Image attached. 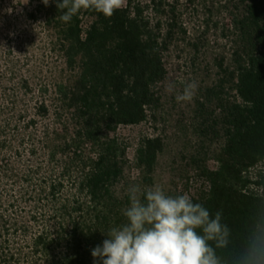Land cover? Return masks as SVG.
Listing matches in <instances>:
<instances>
[{"label":"trees","instance_id":"trees-1","mask_svg":"<svg viewBox=\"0 0 264 264\" xmlns=\"http://www.w3.org/2000/svg\"><path fill=\"white\" fill-rule=\"evenodd\" d=\"M62 11L0 0V264H94L129 204L118 129L156 112L172 48L206 53L211 34L229 46L207 89L221 144L189 196L222 212L227 243H210L221 264H241L264 236V0H125L111 18L81 10L70 23ZM162 148L147 137L136 150L142 189Z\"/></svg>","mask_w":264,"mask_h":264},{"label":"clouds","instance_id":"clouds-1","mask_svg":"<svg viewBox=\"0 0 264 264\" xmlns=\"http://www.w3.org/2000/svg\"><path fill=\"white\" fill-rule=\"evenodd\" d=\"M48 6L50 0H41ZM63 10L61 21L70 23L81 10L94 11L111 18L125 0H52ZM177 97L192 102L196 81L179 82ZM176 83H169L174 90ZM128 206L123 210L125 223L113 226L102 244L91 250L94 264H221L215 249L227 243L228 229L221 223L222 212L213 215L201 203L186 194L172 195L161 186L142 189L139 184L127 188ZM241 264H264V236L254 234L240 257Z\"/></svg>","mask_w":264,"mask_h":264},{"label":"rangeland","instance_id":"rangeland-1","mask_svg":"<svg viewBox=\"0 0 264 264\" xmlns=\"http://www.w3.org/2000/svg\"><path fill=\"white\" fill-rule=\"evenodd\" d=\"M225 40L210 35L206 53H194L188 47L172 48L166 56L167 76L160 85L161 103L148 120L134 125L121 126L118 134L127 147L128 174L132 184L137 182L139 170L135 165L136 150L147 137L162 139L163 148L155 167L154 185L167 193L183 192L193 195L206 188L201 167L216 166L213 151L221 144V136L213 133V124L220 114L217 103L210 99V88L219 74L216 54L226 53ZM196 81L197 93L192 102L177 99L182 93L179 82ZM169 83H176L169 90ZM256 169L252 170V174Z\"/></svg>","mask_w":264,"mask_h":264}]
</instances>
